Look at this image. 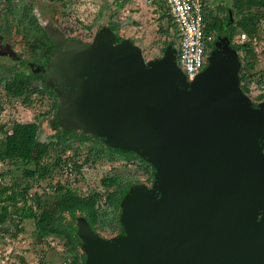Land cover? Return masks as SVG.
Listing matches in <instances>:
<instances>
[{
  "label": "water",
  "instance_id": "water-1",
  "mask_svg": "<svg viewBox=\"0 0 264 264\" xmlns=\"http://www.w3.org/2000/svg\"><path fill=\"white\" fill-rule=\"evenodd\" d=\"M101 28L91 44L54 48L49 74L60 127L131 152L152 169L151 189L119 203L122 234L106 241L80 223L84 264H264V101L239 88V62L215 46L186 82L166 48L144 62Z\"/></svg>",
  "mask_w": 264,
  "mask_h": 264
},
{
  "label": "trees",
  "instance_id": "trees-1",
  "mask_svg": "<svg viewBox=\"0 0 264 264\" xmlns=\"http://www.w3.org/2000/svg\"><path fill=\"white\" fill-rule=\"evenodd\" d=\"M5 1L8 3L11 0ZM29 10L30 7H25L18 19L11 17L16 23L15 32L22 34V37L30 36L38 27L36 20L27 15ZM5 11L9 16L12 14V9L9 7ZM165 18L166 29L163 32L167 34L169 28L175 32L172 20L166 12ZM203 24L204 55L206 50L215 46H226L235 52L239 62L238 81L242 94L247 96L250 86L255 84L261 88V91L253 97V100L256 104L264 101V69H255L257 56L253 52V45L264 39L262 33L264 32V0H219V4L214 9H204ZM108 29L115 33L116 27L110 25ZM238 31L246 35L244 42L238 43L234 39ZM7 33L9 28L5 26L1 34ZM69 39L75 41L74 38ZM121 40L116 37L115 42ZM167 44L164 43V47L168 46ZM162 49L161 52L164 51ZM139 52L144 61L142 52L140 50ZM260 55L264 57L263 50L260 51ZM12 73L9 78L0 76L1 95L10 103L18 100L24 106H32L35 96L41 98L46 94L52 97L54 100L50 113L55 132L51 135V140L40 142L37 139L39 130L37 123L13 122L9 125H0V164L13 166L15 171H20L21 179L31 180L35 187L44 185L42 194L31 195H28V192L33 187L27 182L22 187L15 182L9 187L0 186V235L14 239L16 236L14 231H22L21 224L29 223L33 235L38 240L44 241L50 238L60 247L62 264H84L85 256L79 238L80 223H84L93 233L106 241L120 236L122 230L118 221L119 203L133 186L122 182L117 175L102 174L98 178V183L103 189L112 188L110 192L105 195L97 192L85 196L77 194L74 189L75 183L85 181L83 167L88 162H94L93 157L97 156V152L92 147H88L85 154L80 156L78 149L72 148L71 143L76 142L80 145L88 141L92 142L94 137L81 131L75 133V130H63L55 118V112L59 107L57 93L49 90L42 82L38 84L31 75L15 71ZM69 150L72 154L64 156ZM113 151L126 159L127 168H124L126 171H132L139 166H147L151 169L143 159L131 152L114 149ZM49 157L51 159L47 163L44 162ZM79 157H82L81 162L78 160ZM152 173L151 169L149 176L151 182H153ZM8 174H10L8 170L0 171V179ZM56 176L58 178L54 179ZM103 205L108 209L107 221L101 218L105 215L104 210L100 212ZM102 229L113 236L111 238L101 236L99 232Z\"/></svg>",
  "mask_w": 264,
  "mask_h": 264
},
{
  "label": "rangeland",
  "instance_id": "rangeland-1",
  "mask_svg": "<svg viewBox=\"0 0 264 264\" xmlns=\"http://www.w3.org/2000/svg\"><path fill=\"white\" fill-rule=\"evenodd\" d=\"M211 1L204 0L205 10L215 8L211 4ZM141 3L142 7L136 6L133 1L122 4L121 0H11L8 3L5 0H0V33L4 30L5 26L9 28V33L6 35L2 34L1 49L4 46L7 48L0 49V76L9 78L16 69L27 72L28 65L31 66V70L37 67L41 63L39 60L41 58V52L49 51L47 50L49 48V42L46 38L47 35L54 36V34H60L65 38H74L77 40L76 42L81 44H91L90 42L93 41L95 33L101 27L108 29L110 25L116 27L114 34L118 39L129 40L142 52L144 62L152 60L153 58H159L164 43H168V46L163 48L164 50L169 47L175 52L177 38L174 30L168 27L167 34L163 32L166 29L164 28L166 25L165 7L158 0H152L149 3L143 1ZM8 7L12 9L10 16L5 11ZM25 7H30L27 15L36 20L38 27L30 36L22 37L21 40L19 38L22 34L15 32L16 23L12 21L11 17L13 16L15 19L20 18ZM153 7H155L153 10L154 17L150 15L153 12L149 10V8ZM137 8L141 11L138 19L139 29L133 25L134 22L132 23L131 20L133 12L138 11L135 10ZM108 30L110 31V29ZM238 33L239 31L234 35L235 40L237 39ZM66 43H62L61 46ZM59 47L55 46L54 48L57 49ZM253 47V52L257 56L255 69L263 70L264 57L260 55V51H264V39L255 43ZM53 49L50 55L54 59L56 69L59 61ZM212 50L213 48L206 50L205 55L208 56ZM18 61H22L26 65L24 67L17 66L16 63ZM38 69L42 71L41 67ZM49 74L50 72L46 80L48 78L51 79L48 81H53L55 85L57 81H61L66 87L62 79L51 77ZM1 87L2 84H0V125H9L13 122L37 123L39 124L37 139L40 142L51 140V135L55 132L53 130L52 115L50 113L54 99L45 94L41 98L35 96L32 106H24L18 100L10 103L1 95ZM64 91H60V93ZM260 91L261 88L255 86V84L250 86L249 94L246 97L251 104H256L253 97L258 95ZM74 132L79 133L78 130ZM71 146L72 148L76 147L78 149L80 156L85 154L88 147H92L97 152V156L93 157L94 162H88L83 167L82 173L85 181L83 183H75L74 189L79 195L85 196L92 192L105 195L107 192H110L112 188L103 189L98 183V178L102 174L108 176L117 175L122 182H127L132 186L142 185L147 187L151 184V181H149L151 169L147 166H139L132 171H126L124 170V168H127L125 166L126 159L110 153L109 150H104L102 146L98 147L93 141H88L80 145L72 142ZM70 154H72L71 150L65 153L64 156ZM50 159V157L46 158L44 162L47 163ZM78 160L81 162L82 157H79ZM6 170L10 171V174L0 179V186L9 187L15 182L22 187L27 182L33 187L28 192V195L32 193L42 194L44 191V185L35 187L31 180L21 179L20 171H15L13 166L0 164V171ZM57 178L56 176L54 179ZM60 179L61 181L64 180L63 177ZM101 210L105 211V215L101 216V218L107 221L108 209L103 205L101 206L100 212ZM21 227L22 231L12 230L16 233L14 239L0 235V264H62L59 255L60 247L56 245L54 240H50V238L44 241L38 240L33 235L32 227L29 223H22ZM99 234L105 238H111L113 236L109 235L104 229Z\"/></svg>",
  "mask_w": 264,
  "mask_h": 264
},
{
  "label": "built area",
  "instance_id": "built-area-1",
  "mask_svg": "<svg viewBox=\"0 0 264 264\" xmlns=\"http://www.w3.org/2000/svg\"><path fill=\"white\" fill-rule=\"evenodd\" d=\"M165 7L174 25L177 38L176 66L185 81L190 82L203 69L205 63L202 0H158ZM246 35L237 34L236 41L244 42ZM206 64V63H205Z\"/></svg>",
  "mask_w": 264,
  "mask_h": 264
},
{
  "label": "flooded vegetation",
  "instance_id": "flooded-vegetation-1",
  "mask_svg": "<svg viewBox=\"0 0 264 264\" xmlns=\"http://www.w3.org/2000/svg\"><path fill=\"white\" fill-rule=\"evenodd\" d=\"M21 38H22V36L19 39H21ZM46 38H47V41L49 42L48 43L49 44V48L47 49L49 51L41 52V58L39 59L41 63L38 64L37 67H34V69H32V70H31V66L28 65V71L29 72L28 71L24 72V71L19 70V69H16L15 72L16 73L23 72L25 75H31L33 77V79L35 78V80L37 81L38 84L42 82V83L45 84V86L48 87L49 90L54 91L55 93H58L60 91L66 90L67 87H65V85H63V83L61 81H57L56 85H55V83L53 81H51V82L48 81V80H51V79L48 78V80H46V77H47L48 73L49 72L51 73V71L55 70V64H54V61H53L54 59L51 57L50 54H51L52 49L55 46L59 47V46H61L62 43L70 41V39L63 37L60 34H54V36L47 35ZM2 40H3V35L0 33V49L2 47V45H1ZM75 41H77V40H75ZM92 42L93 41H91L90 43H92ZM56 44H58V45H56ZM5 48H7V47L4 46V48H2L1 50L5 49ZM32 49H30V50H32ZM204 58H205V62H206L207 55H205ZM49 63H50V65H49ZM16 64H17V66H20V67H24L26 65L22 61H18V63H16ZM48 65H49V67H48ZM39 67L42 68V71H40L38 69ZM12 75H13V73H12ZM92 139H93V141H94V143L96 145L99 144L100 146L103 147L104 150H109L110 153H112L114 155H118L116 152H114V151L112 152L113 149L108 148L104 144L102 139H99V138H92ZM118 156H120V155H118ZM151 184H152V182H151ZM151 184L149 186H147V187L146 186H144V187L150 189Z\"/></svg>",
  "mask_w": 264,
  "mask_h": 264
},
{
  "label": "crops",
  "instance_id": "crops-1",
  "mask_svg": "<svg viewBox=\"0 0 264 264\" xmlns=\"http://www.w3.org/2000/svg\"><path fill=\"white\" fill-rule=\"evenodd\" d=\"M131 1H133V2L135 3L136 6L142 7V3H141V2L146 1V3H149V2H151L152 0H121L122 4L127 3V2H131ZM224 1H227V0H224ZM218 2H219V0H212V1H211V4H213V6H216V5L218 4ZM159 3H161V2H159ZM161 4H162V3H161ZM154 9H155V7H153V8H149L150 12H153ZM135 10H138V11L133 12V14H132V19H131V20H132V23L134 22L133 25L137 26V28L139 29L140 26H139V24H138V19H139V17H140L141 11H140V9H138V8L135 9ZM165 12H166V14H167L166 9H165ZM150 15L154 17V12L151 13ZM176 54H177V48H176V50H175V57H176Z\"/></svg>",
  "mask_w": 264,
  "mask_h": 264
}]
</instances>
